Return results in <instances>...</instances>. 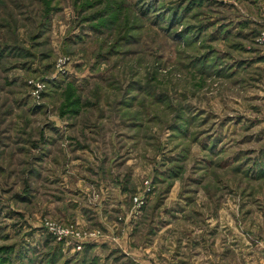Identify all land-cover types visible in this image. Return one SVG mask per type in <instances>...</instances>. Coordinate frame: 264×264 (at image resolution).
Listing matches in <instances>:
<instances>
[{"label": "rangeland", "instance_id": "obj_1", "mask_svg": "<svg viewBox=\"0 0 264 264\" xmlns=\"http://www.w3.org/2000/svg\"><path fill=\"white\" fill-rule=\"evenodd\" d=\"M263 28L264 0H0V264H264Z\"/></svg>", "mask_w": 264, "mask_h": 264}, {"label": "built area", "instance_id": "obj_2", "mask_svg": "<svg viewBox=\"0 0 264 264\" xmlns=\"http://www.w3.org/2000/svg\"><path fill=\"white\" fill-rule=\"evenodd\" d=\"M258 43L261 45V48H262V52H263V56H264V28L263 30L261 31L260 35H259V38H258ZM149 182H146V185H148ZM146 193V192H145ZM144 197H141L140 199L137 197L135 199V203L137 205V207H142L144 205V200L142 199ZM145 199V198H144ZM51 229L55 232H59L60 236H67L69 235V233H67L66 231L64 230H58L56 229L55 227L51 226ZM68 237V236H67ZM61 239V238H60Z\"/></svg>", "mask_w": 264, "mask_h": 264}, {"label": "crops", "instance_id": "obj_3", "mask_svg": "<svg viewBox=\"0 0 264 264\" xmlns=\"http://www.w3.org/2000/svg\"><path fill=\"white\" fill-rule=\"evenodd\" d=\"M161 210L159 209V210H157V214H159V212H160ZM150 247V246H149ZM144 259H145V257H144ZM146 260H149V258L148 257H146Z\"/></svg>", "mask_w": 264, "mask_h": 264}]
</instances>
